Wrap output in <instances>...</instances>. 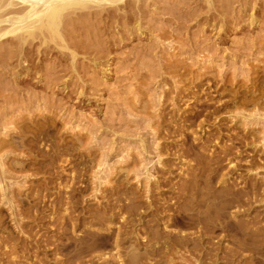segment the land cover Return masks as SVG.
<instances>
[{
    "label": "rangeland",
    "instance_id": "374dc122",
    "mask_svg": "<svg viewBox=\"0 0 264 264\" xmlns=\"http://www.w3.org/2000/svg\"><path fill=\"white\" fill-rule=\"evenodd\" d=\"M126 1L69 12L60 37L37 34L23 49L15 35L0 41V160L8 169L0 186L7 183L16 203L25 199L24 208L46 193L44 209L61 207L63 184L78 175L73 214L87 216L119 190L136 192L144 205L170 197L181 206L188 198L177 197L179 187L218 166L230 180H214V189L251 194L227 212L252 228L253 218H264V0ZM193 145L200 148L191 152ZM13 215L0 201V230L27 237ZM31 216L22 230L35 226ZM39 225L55 235L54 223ZM232 234L221 239V255L236 248ZM256 236L264 239V230Z\"/></svg>",
    "mask_w": 264,
    "mask_h": 264
},
{
    "label": "bare ground",
    "instance_id": "6f19581e",
    "mask_svg": "<svg viewBox=\"0 0 264 264\" xmlns=\"http://www.w3.org/2000/svg\"><path fill=\"white\" fill-rule=\"evenodd\" d=\"M99 1H104L106 5L117 6L126 0H0V41L7 35H15L18 38L19 48L23 49L26 41L33 39L37 34L43 38V33L48 32L53 38L60 37L59 26L63 16L69 12L90 8L91 4ZM196 144L203 145L198 142ZM195 146L190 147L191 152ZM197 148H200V145ZM188 154L189 150H182L180 156H189ZM3 167L4 163L0 160V175L6 179L4 178L5 167L4 169ZM206 169L202 171L208 173L204 175L200 172L199 179L184 188L179 187L180 195L177 197L188 198L184 204L181 203V206L176 205L175 201L170 202L169 200H172L170 197L168 201L164 198L163 202L157 204L152 199L144 205L138 199V193L136 195V192L131 190H119L115 192L119 196L113 199L112 195L113 201L106 202L107 204L101 207L102 210L86 207L87 216L84 213L81 214V211L78 212L81 215L73 214L81 197H75L76 192L79 193L80 190L71 187V183H74L78 175L71 176L63 184V188L67 190H64L66 195L63 197L64 200H59L62 203L61 207L59 204L57 206V201V203L54 201L55 204L52 201L45 209L44 203L42 205L40 202H44L42 199L49 196L46 195L47 193L42 194L41 197L38 196L40 202L24 208L22 201L25 202V199H20L21 203L19 201L16 203L14 201L16 198L13 200L14 196L11 197L12 194H8L9 190L6 192L7 183L4 181L6 183L3 184L4 187L0 186V191L3 192L0 198L1 206L8 205L14 214L15 224L18 223L19 232L26 234L27 237H16L11 235V232L3 234L0 230V264H175L174 254L179 252L192 255L194 264H235V262L263 264L264 239L258 240L256 235L264 230L262 221L264 218L251 219V225L255 227L252 229L253 227H249L247 221V223L235 221L237 214L227 212V209L231 207L238 209L244 207L251 194L248 195L249 191L233 190L231 186L219 191L214 189L211 185L214 180L217 179V183L223 184L228 182L230 177L227 172L220 173L218 166ZM147 176L150 177L148 174ZM147 187L146 190H150ZM26 216H31L36 221V224H33L36 227L29 225V229L22 230V223L27 225L29 222ZM16 221L20 222L16 223ZM94 221L97 224L101 223L102 227L94 229L91 226L95 224ZM40 222L54 223L55 235L48 236L44 234L45 232L40 233L41 229L46 232L48 230L43 229L39 225ZM158 225H161L159 230L155 229ZM69 227L75 231L77 229L82 236H76V233L75 236L71 235L70 231L68 232V229H71ZM217 231L220 232L219 235H216ZM230 231H233L232 236L240 237V239H236V248H228L226 251V248H223L225 255H221V239L230 235ZM215 238L216 241H214ZM127 241L132 242L133 245L130 254L125 252L126 256L123 253V244ZM140 246L144 249L143 253H140ZM245 250H251L250 252L253 253L244 255ZM143 258L148 261L144 262Z\"/></svg>",
    "mask_w": 264,
    "mask_h": 264
}]
</instances>
